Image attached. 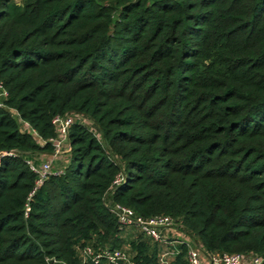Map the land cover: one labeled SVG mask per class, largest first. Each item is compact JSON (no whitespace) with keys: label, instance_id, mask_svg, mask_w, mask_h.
Segmentation results:
<instances>
[{"label":"trees","instance_id":"1","mask_svg":"<svg viewBox=\"0 0 264 264\" xmlns=\"http://www.w3.org/2000/svg\"><path fill=\"white\" fill-rule=\"evenodd\" d=\"M0 83V264H161L116 205L264 260V0H0ZM66 115L63 174L31 198Z\"/></svg>","mask_w":264,"mask_h":264},{"label":"built area","instance_id":"2","mask_svg":"<svg viewBox=\"0 0 264 264\" xmlns=\"http://www.w3.org/2000/svg\"><path fill=\"white\" fill-rule=\"evenodd\" d=\"M15 1L20 2L21 0ZM8 97V91L0 83V108L5 106L4 101ZM53 124L57 128L58 138L52 140L55 151L50 155L53 157L51 160L58 158L62 154L63 148L66 146L69 148V131L72 127L73 119L68 115L56 117ZM9 155L12 156L13 154L11 153ZM56 162V160L46 161L41 164L39 160L37 164H35L36 162H30L31 170L38 176L36 187L31 194V198L50 177L63 174L60 166L58 168L54 167V163L57 164ZM27 212H29L28 209ZM111 212L116 216L122 233L136 228L166 247L161 253V264H170L169 261L178 252L177 246L179 245H186L189 248V264H264V260L261 259H254L252 262H247L240 255H223L208 258L196 242L185 236L175 227V221L172 217H155L150 220H144L136 217L131 209L121 205L112 207ZM82 255L87 264H120L121 262H130L129 255L121 250L104 249L96 252L92 248H86L82 252Z\"/></svg>","mask_w":264,"mask_h":264},{"label":"rangeland","instance_id":"3","mask_svg":"<svg viewBox=\"0 0 264 264\" xmlns=\"http://www.w3.org/2000/svg\"><path fill=\"white\" fill-rule=\"evenodd\" d=\"M70 149L69 148H67V146L65 147V148H63V150H62V154L58 157V158H54L53 160H51L53 157L52 156H50V155H41L37 160H39V163L41 164V163H43V162H46V161H57L56 163L57 164H55L54 163V167L55 168H58L59 166H62L65 162H64V158L66 157V156H68V153H67V151H69Z\"/></svg>","mask_w":264,"mask_h":264}]
</instances>
